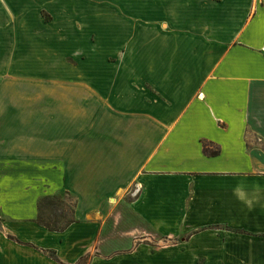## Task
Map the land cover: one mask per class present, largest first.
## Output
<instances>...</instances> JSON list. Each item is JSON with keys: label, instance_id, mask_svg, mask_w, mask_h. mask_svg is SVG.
I'll return each instance as SVG.
<instances>
[{"label": "crops", "instance_id": "1", "mask_svg": "<svg viewBox=\"0 0 264 264\" xmlns=\"http://www.w3.org/2000/svg\"><path fill=\"white\" fill-rule=\"evenodd\" d=\"M0 264H264V0H0Z\"/></svg>", "mask_w": 264, "mask_h": 264}, {"label": "rangeland", "instance_id": "2", "mask_svg": "<svg viewBox=\"0 0 264 264\" xmlns=\"http://www.w3.org/2000/svg\"><path fill=\"white\" fill-rule=\"evenodd\" d=\"M45 18H47V17H45ZM79 50L82 51V54H76V55L74 54V55H70L68 57H62L61 62H60L61 65L59 64L60 65L59 68H62L65 71L66 70L69 71L71 68H73V70H76V67L78 66V62H79L81 56H83V53L87 52L86 49L80 48ZM38 51L45 56H51L52 59L56 58V61L59 59V55L57 53H55L54 51H52V49L41 47V48H38ZM42 58H44V57L39 56L38 58H36L35 56L31 55L30 63L32 64L36 60H41V61H45V63H43V64H52V63L48 62L49 58H47V57H46V59L45 58L42 59ZM43 66H45V68H46L48 65H43ZM19 67H21V65ZM42 81L43 80L40 81V79H35V86L37 88H42L43 87ZM128 190L130 191L129 193H132L133 187L131 186V188H129ZM57 195H59L61 197V199L55 201L56 202L55 206H46L45 208H43L42 216L45 219H50V220H53L54 218H58L59 221L63 222L67 218L72 217V212H73L74 204H75V197L72 194L64 193V192H61ZM125 198L126 199L130 198L129 194L125 195ZM58 214H63V215L59 216Z\"/></svg>", "mask_w": 264, "mask_h": 264}, {"label": "trees", "instance_id": "3", "mask_svg": "<svg viewBox=\"0 0 264 264\" xmlns=\"http://www.w3.org/2000/svg\"><path fill=\"white\" fill-rule=\"evenodd\" d=\"M203 149H204L205 153L210 154V155H215L217 153L216 150H209L206 143H203ZM59 199H61V197L59 195H46V196H43L42 198L39 199V201L37 203L38 213H37V217H36V222L38 224L45 226L47 229L59 231V230L65 229L70 223H72L74 221L73 215H72V217L67 218L63 222L59 221L58 218H54L53 220H50V219H45L42 216L43 208H45L46 206H55V204H56L55 201L59 200ZM58 215L62 216L63 214H58Z\"/></svg>", "mask_w": 264, "mask_h": 264}]
</instances>
